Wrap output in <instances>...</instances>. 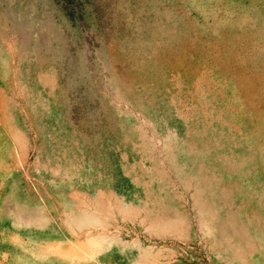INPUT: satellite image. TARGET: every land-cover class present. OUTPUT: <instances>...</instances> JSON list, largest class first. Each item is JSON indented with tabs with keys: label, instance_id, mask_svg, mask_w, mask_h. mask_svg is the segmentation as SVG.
I'll return each mask as SVG.
<instances>
[{
	"label": "rangeland",
	"instance_id": "obj_1",
	"mask_svg": "<svg viewBox=\"0 0 264 264\" xmlns=\"http://www.w3.org/2000/svg\"><path fill=\"white\" fill-rule=\"evenodd\" d=\"M195 168L258 247L211 246L182 182ZM96 186L121 204L88 218L72 197ZM259 256L264 0H0V264Z\"/></svg>",
	"mask_w": 264,
	"mask_h": 264
},
{
	"label": "bare ground",
	"instance_id": "obj_2",
	"mask_svg": "<svg viewBox=\"0 0 264 264\" xmlns=\"http://www.w3.org/2000/svg\"><path fill=\"white\" fill-rule=\"evenodd\" d=\"M29 81H30V79H29ZM169 142L170 141H168L166 144L164 143V148H165L164 150H166V152H169V150H171V145L168 144ZM134 147L133 148L135 150H138V148H139L137 145H135ZM143 148H145V147H143ZM144 151H146V149H144ZM148 151H149V149H148ZM150 159H151V157L149 158V160ZM62 166H64V171H67L68 173H69L70 168H71L70 173L73 174V176L70 175V178L71 177L73 178L74 176H78L77 170H79V174H80V172H82L84 169V167L81 168L80 166H79L80 168L77 167L76 170L72 169V166L69 169L66 168L67 166H65V164H62ZM181 167H183L185 171H186V169L188 171H190L192 165H190V163L187 161V162L182 163ZM115 169H116V167H115ZM117 169H118V171H120L122 168H121V166H118ZM195 169L193 170L194 172H191V173L188 172V175H186L187 176L186 181H184L182 179L181 180H182V182H184L185 185L191 186L193 188V200H194V205H195L196 212H197L198 227L201 231H203V234L206 235L210 239L211 246L213 248H222V247L226 248V246L228 245L226 242V237L229 235V236L235 237L236 241L239 242V245H237V246L236 245H233L231 247L228 246L229 247V253L234 257H237V255L243 254V252H242L243 249L248 251V252H251L256 247H258L257 245H259L260 240L257 239L258 241L255 242L256 245L250 244V240H248L249 238L244 240V238L241 236V235H243L241 228L234 227L231 231H228L227 225L229 224L230 221H226L223 218V215L221 213H219V211H217V209L214 207L215 205H212L209 203L210 200L208 199V197H206L204 195L206 192V190H205L206 186L203 183L204 179L202 178L201 174L198 171V170H200V168H195ZM91 171H92V169H90L89 172H91ZM127 174L131 175L132 173L127 172ZM81 177H85V174L84 175H83V173L80 174V179H81ZM83 179H85V180H82L81 183L86 182V178H83ZM184 179H186V177H184ZM74 180H75V177H74ZM105 180H106V178H105ZM132 181L134 183V180H132ZM74 183H77V182H74ZM136 184H137V182H135L134 184H131V185L135 186ZM98 187L97 186L95 188L89 187L86 190L87 194L76 193V195H74V197H72L75 202H79V203L81 202L82 203L83 208H84L83 209V211H84L83 216H86V214H87L88 218H89L91 215L96 214V211H95L96 209H99V208L101 210L107 209L106 208L108 206L107 204L111 203V202H113L114 204H118V205L121 204L120 201L118 200L119 198L117 196L111 197L110 195L105 194ZM202 195H204V196H202ZM216 198H218V196H216L213 200H216ZM108 212H110V211H108ZM174 219H175L174 221H176L177 219H178L177 221H180V222L182 221V217H180V216H178V217L175 216ZM83 221L85 222L86 220L83 219ZM229 226H230V224H229ZM79 228H81V227H79ZM93 235H94V233H93ZM250 236H251V234H249V237ZM251 247H252V249H251ZM259 259H261L264 262V256L263 257L259 256Z\"/></svg>",
	"mask_w": 264,
	"mask_h": 264
}]
</instances>
